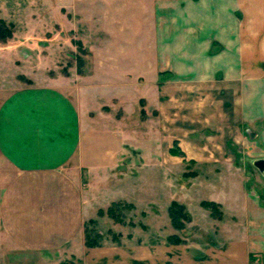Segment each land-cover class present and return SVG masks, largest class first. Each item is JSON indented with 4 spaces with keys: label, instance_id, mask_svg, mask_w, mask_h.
<instances>
[{
    "label": "crops",
    "instance_id": "1",
    "mask_svg": "<svg viewBox=\"0 0 264 264\" xmlns=\"http://www.w3.org/2000/svg\"><path fill=\"white\" fill-rule=\"evenodd\" d=\"M153 1L159 39L152 69L178 82L186 100L171 103L170 110L180 123L195 114L201 130L215 129L226 144H258L253 163L264 160V0ZM95 61L103 67L65 75L34 76L19 67L12 81L0 85V264H264V201L239 187L234 208L199 201L202 208L203 201L221 206L222 219L204 208L225 228L216 242L194 248L186 240L163 247L84 244L85 224L112 203H155L96 191L98 181L142 182V169L136 176L131 166L151 159L140 155L153 135L139 132V113L147 117L144 106L138 108L144 101L136 96L139 76L108 68L113 61ZM166 79L164 93L171 84ZM142 85L146 91L155 86ZM192 93L210 102L188 104ZM172 150L180 148L169 150L171 156Z\"/></svg>",
    "mask_w": 264,
    "mask_h": 264
},
{
    "label": "rangeland",
    "instance_id": "2",
    "mask_svg": "<svg viewBox=\"0 0 264 264\" xmlns=\"http://www.w3.org/2000/svg\"><path fill=\"white\" fill-rule=\"evenodd\" d=\"M154 2L0 0V18L15 28L12 38L0 42V85L12 81L11 76L19 67L24 70L23 66H27V73L34 76L65 75L69 70L89 72L103 67L95 64L96 58L113 61L112 64L118 60L119 66L113 64L108 68H124L139 76V79L135 77L140 85L136 96L144 101L138 108L141 112L144 106L147 112L145 119L139 113V120L143 122L139 132L153 135L148 140L149 149L140 155L141 158L148 155L151 159L147 163L143 159L136 160L131 166L136 176L139 168L142 169L140 178L143 180L136 185L98 181L95 188L98 195L122 191L134 195L137 203L142 197H150L155 203L150 207L123 209V224L106 215L98 216L95 226L103 237L104 245H117L112 239L113 232L121 235L120 245L123 246L163 247L166 239L176 234L194 248L218 241L217 234L225 230L222 224L217 226L208 218L199 201L220 200L234 208L237 197L241 196L238 195L239 189L264 201V176L253 164L261 151L255 143L245 145L234 141L226 144L217 138L215 129L201 130L202 122L196 120L195 114L191 121L180 123L179 114L170 110L171 103L181 105L184 99L176 86L178 82L160 78L152 69L157 56L155 45L159 39L153 26ZM173 45L177 43L173 42ZM104 67L107 69L106 65ZM129 78L134 79L132 75ZM165 79L171 84L164 93ZM144 83L155 86L146 91ZM192 94L193 103L188 101V104L205 105L210 102L200 93ZM178 147L181 154L169 155V150ZM173 201L186 205L194 222L188 224L184 231H175L170 224L168 207ZM140 224L147 230H143ZM205 225L212 227L207 229Z\"/></svg>",
    "mask_w": 264,
    "mask_h": 264
},
{
    "label": "trees",
    "instance_id": "3",
    "mask_svg": "<svg viewBox=\"0 0 264 264\" xmlns=\"http://www.w3.org/2000/svg\"><path fill=\"white\" fill-rule=\"evenodd\" d=\"M13 24H7L3 19L0 18V42H6V40L12 38L14 34ZM172 153L175 155L181 154L179 150H172ZM201 205L209 210L212 217L215 219H222L223 214L221 211V206L215 202L203 201ZM131 209L134 210L135 206L127 203L125 201L114 202L107 208L106 211H99L98 216L101 218L102 216H107L111 218L114 222L123 224V214L122 211ZM186 206L184 204L178 203L177 201L171 202L168 207V216L170 219V223L173 229L180 232L186 229V226L191 223L192 217L189 215ZM145 216V213H142V217ZM96 220H90L85 224V243L87 247H102L104 246L103 237L96 229ZM133 225V224H132ZM143 230H147V227L143 224H140ZM121 235L112 233V239L115 244H121ZM167 242L173 245H180L185 243L181 237L174 234L169 236ZM252 260V256H251ZM62 264H72V263H62Z\"/></svg>",
    "mask_w": 264,
    "mask_h": 264
},
{
    "label": "water",
    "instance_id": "4",
    "mask_svg": "<svg viewBox=\"0 0 264 264\" xmlns=\"http://www.w3.org/2000/svg\"><path fill=\"white\" fill-rule=\"evenodd\" d=\"M253 164L264 175V160H256Z\"/></svg>",
    "mask_w": 264,
    "mask_h": 264
},
{
    "label": "snow or ice",
    "instance_id": "5",
    "mask_svg": "<svg viewBox=\"0 0 264 264\" xmlns=\"http://www.w3.org/2000/svg\"><path fill=\"white\" fill-rule=\"evenodd\" d=\"M3 137V125L0 124V139Z\"/></svg>",
    "mask_w": 264,
    "mask_h": 264
}]
</instances>
